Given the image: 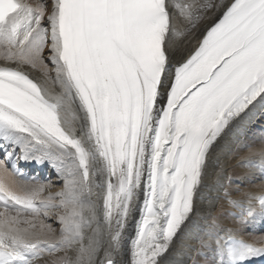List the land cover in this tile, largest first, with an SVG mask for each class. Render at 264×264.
Instances as JSON below:
<instances>
[{
    "label": "snow or ice",
    "instance_id": "6c2138e0",
    "mask_svg": "<svg viewBox=\"0 0 264 264\" xmlns=\"http://www.w3.org/2000/svg\"><path fill=\"white\" fill-rule=\"evenodd\" d=\"M260 121L264 0H0V264H166L220 141ZM246 198L239 224L264 220V185ZM220 231L193 264L264 258V236Z\"/></svg>",
    "mask_w": 264,
    "mask_h": 264
},
{
    "label": "bare ground",
    "instance_id": "6f19581e",
    "mask_svg": "<svg viewBox=\"0 0 264 264\" xmlns=\"http://www.w3.org/2000/svg\"><path fill=\"white\" fill-rule=\"evenodd\" d=\"M214 19L215 17H212L199 23L197 29L188 37V41L180 46L176 59L181 55L186 56L188 51L196 46L206 26L213 23ZM244 145L250 146L257 153L264 148V121L247 123L238 129H233L220 141V145L213 153L215 167L210 169L208 187L197 202V211L192 221L184 233L176 239L175 245L166 257V264H193V260L197 259L196 250L201 239L206 238L205 233L213 218L218 230H223L220 231L221 236H226L228 230H232L233 235L247 241L264 236V232L250 231L256 220L247 225L239 224L240 213L248 206L247 194L259 192L261 185H264L261 170L258 167H249L247 163L251 160L259 164L260 156L258 154L249 156L250 149ZM47 184L52 186L53 193L63 186L60 178H54ZM225 191L230 194L228 197H225ZM229 199L238 201L241 206H233L228 202ZM53 224L56 226L55 221ZM129 254L130 252L126 259L130 260ZM197 264H205L203 255L198 258Z\"/></svg>",
    "mask_w": 264,
    "mask_h": 264
}]
</instances>
